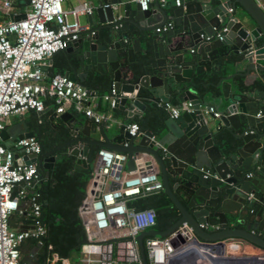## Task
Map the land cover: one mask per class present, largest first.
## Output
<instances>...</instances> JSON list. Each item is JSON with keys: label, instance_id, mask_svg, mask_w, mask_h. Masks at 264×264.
<instances>
[{"label": "water", "instance_id": "1", "mask_svg": "<svg viewBox=\"0 0 264 264\" xmlns=\"http://www.w3.org/2000/svg\"><path fill=\"white\" fill-rule=\"evenodd\" d=\"M182 1L173 9L174 27L163 34L153 33L150 44L146 45L142 44L140 34L133 35L127 43L128 23L119 16L122 0H98L92 5V13L87 14L90 29L64 49L75 50L77 67L64 72L71 79L85 85L94 70L105 75L108 71L112 73L110 87L120 96L113 110L124 109L128 104V115H132L133 107L142 111L140 92L147 93L152 101L164 103L174 91L180 103H190L191 110H183L178 118L165 120L162 134L157 138L165 152L150 140L154 135L150 130L141 127L133 136L126 124H121L110 139L105 122L99 127L104 142L78 136L79 128L70 125L72 138L66 143L68 153L75 157L74 168L86 174L92 172L94 146L127 152V168H133L137 152L153 156L164 192L181 216L166 230H146L138 235L143 264H147L144 236H165L184 222L193 229L192 242L206 249L205 257L193 246L174 255L167 264H264V254L226 255L224 252L228 239H241L264 250V9L257 0ZM27 4L28 0H19L16 5ZM135 4L134 19H146L149 24L148 27L136 24L140 31L153 30L150 23L156 19L161 25L168 21L158 0L153 4L160 10L159 17L154 15L152 3L146 10ZM123 15L127 16L128 11ZM24 17L21 12L12 19ZM101 27L108 28L105 43L98 41L96 30ZM111 30L118 32L116 39ZM217 32L220 37H216ZM135 51H140L138 58ZM242 63H247L246 70L239 74L245 77L252 71L255 82L262 87L255 88L251 95L249 90L237 86L231 89L226 82L228 77L223 75L229 66L238 67ZM42 69L46 72L48 64H43ZM210 73L220 76L217 85L221 93L208 91L200 96L193 79ZM135 91L136 97L132 96L129 101L123 95ZM213 103L222 109L218 116L209 111V108L215 111ZM66 115L70 114L62 113L59 117L65 120ZM22 117L21 114L22 129L14 135L5 126L1 131L2 141L8 137L15 140L21 133L24 137L35 136ZM91 122L90 119L83 122L81 133L85 136L89 135ZM54 160L53 151L29 153L25 157L26 163L37 162L45 170L53 166ZM250 171L251 175L247 176ZM114 186L112 183L111 187ZM250 194L253 197L249 198ZM200 223L218 225L219 230L201 228ZM172 244L177 247L179 242L173 239ZM35 249L44 251L38 245Z\"/></svg>", "mask_w": 264, "mask_h": 264}, {"label": "built area", "instance_id": "2", "mask_svg": "<svg viewBox=\"0 0 264 264\" xmlns=\"http://www.w3.org/2000/svg\"><path fill=\"white\" fill-rule=\"evenodd\" d=\"M18 1L0 0L1 13L8 16L0 20V264H25L21 260L20 244L26 238H39L45 232L40 220V194L36 189L41 177L37 162L26 163L21 156L15 158L18 150L25 156L29 153L40 154V143L35 136H21L13 142L11 148L6 147L1 140L4 119L30 110L36 114L43 113L46 108L45 98L54 101L56 115L71 106L75 112L83 113L96 124L107 119L105 114L97 113L89 107L88 101L93 92L85 85L63 73L47 77L42 69V65L55 53L64 50L80 34L90 29L80 24L79 16L91 14L93 6L79 2L65 9L62 5L64 0H28L22 10L13 11ZM134 1L142 10H146L155 0ZM158 1L163 5L168 2ZM173 1L176 6L182 4V0ZM21 12L25 14L24 18L12 19L13 15ZM173 27L174 23L167 21L155 30L164 32ZM90 33L94 34V31ZM216 37H220L218 32ZM194 51L191 49V52ZM102 97L111 107L120 99L112 86ZM163 104L171 118H178L181 109L191 110L189 102L181 106L169 102ZM209 111H213L215 116L219 115L212 108ZM140 128L137 122L126 125L133 136L139 133ZM150 140L165 152V147L159 145L154 135ZM127 159V152L106 147H100L96 153L86 196L81 205L87 233V240L80 249L84 264H143L138 235L154 229L155 211L149 207L138 209L130 203L164 191V186L151 154L135 153L133 168L125 166ZM112 183L114 187H111ZM251 197L252 194L249 195ZM14 212L27 216L30 226L26 229H12L9 216ZM199 226L212 231L219 230L218 225L200 223ZM194 238L193 229L186 222L165 236H144L147 264H167L177 253L193 247ZM173 239L179 242L177 247L172 244ZM38 246H41V242ZM238 250L239 246L235 243L224 246L226 255H237ZM55 262L54 255L45 260V264Z\"/></svg>", "mask_w": 264, "mask_h": 264}, {"label": "trees", "instance_id": "3", "mask_svg": "<svg viewBox=\"0 0 264 264\" xmlns=\"http://www.w3.org/2000/svg\"><path fill=\"white\" fill-rule=\"evenodd\" d=\"M14 6L19 10L25 7L23 5ZM6 18H8L7 15L1 14L0 19ZM58 54L57 52L53 55L54 62L57 66H62L63 61L57 59ZM54 74L51 72L50 76ZM219 78L220 76L211 73L201 79L194 78V88L200 96L208 91L217 94L220 92V86L217 85ZM232 80L234 86L248 90L249 86L244 83L243 75H235ZM84 84L93 93L102 96L109 89L110 81L107 75L92 74L88 76ZM139 96L146 101L147 108L141 119H133L131 122L139 123L140 127L150 130L156 138H159L169 114L163 103L155 102L158 104H154L147 93L140 92ZM168 102L175 106L182 105L174 91H171ZM44 103L45 107L52 108L39 115L31 110L30 112L35 113L40 121L35 137L40 143L42 152L53 151L55 156L53 166L49 170L43 169L37 163L41 177L37 182L36 189L40 194V220L45 232L39 238H26L19 248L21 251L25 244L32 247L41 242V246L44 247V251L40 255L41 261L54 255L56 257L55 264H71L72 254L80 252L82 244L87 240L81 205L86 196L90 174L74 168L75 157L68 153L66 144L71 139L70 128L61 121L55 122L52 113L55 105L51 98H45ZM117 114L119 111L115 109L114 115ZM99 148L100 146L92 148L93 162ZM130 205L138 209L152 208L155 211L156 220L154 229L160 231L171 227L181 216L178 208L164 191L141 197L132 201Z\"/></svg>", "mask_w": 264, "mask_h": 264}, {"label": "crops", "instance_id": "4", "mask_svg": "<svg viewBox=\"0 0 264 264\" xmlns=\"http://www.w3.org/2000/svg\"><path fill=\"white\" fill-rule=\"evenodd\" d=\"M67 1V5L65 7V9L71 8L75 5H77L79 2H86V3H90L91 5L96 4L98 0H76L77 3L73 4L71 1L66 0ZM257 2L259 3V5L264 9V0H257ZM136 2L134 0H122V3L119 5V11H120V19L123 18L125 22L128 23V33H129V37L126 40L127 43H130L132 41V36H137L140 34V39L142 40V44H144V42L146 43V45H148V43L151 40V36L153 35V33H158V34H163L164 32H157L155 30L156 27L160 26L161 23H159L156 19V21H153L150 23V26L153 27V30H139L137 25L143 26V27H148L149 24L146 23V19L144 20H140L137 21L134 19V14L136 12ZM183 3V1H182ZM153 4V2H152ZM16 5V4H15ZM25 6V5H24ZM23 6V7H24ZM177 7L174 4L173 0H168V2H166L164 5L160 4V8H162L168 15V21H172L173 22V9ZM23 9V8H22ZM20 9V10H22ZM19 9H17L15 6H13V11H18ZM152 10L155 11L156 16H161L160 14V10L158 8V6H152ZM125 11H128V15L124 16L123 13ZM1 12H0V16H1ZM80 16H84V20L83 22H80V24L82 26H89L88 22H87V15L86 14H82ZM69 19L70 16L68 17ZM2 20V19H0ZM97 26H99L97 24ZM98 33V41L101 43H105L104 40V36L107 34L108 28L105 27H101L99 29L96 30ZM112 35L114 36V39L117 38V31L115 30H111ZM149 41V42H148ZM150 44V43H149ZM129 46V45H128ZM190 50V49H189ZM58 56L57 59L62 60L63 61V65L62 66H57L54 62V56H52V58L47 60V64H48V69L45 72L47 77H50L51 72H54L55 74L57 73H63L65 71H72L74 68L77 67V64H75V50L70 51V52H66L65 50H62L60 52H58ZM140 51H135L134 55L136 58L139 57ZM185 57L189 58V54H186ZM74 64V65H73ZM246 64L247 63H242L240 64L238 67H233L232 65L229 66L225 73H223L224 76L228 77V80H226V82H228L231 86V89H233L234 84H233V77L235 75H238L239 73H244L246 70ZM91 74H96V75H101L104 76L105 74H101L99 72H97L96 70L92 71ZM109 77V81L111 84V75L112 73L110 71H108V73L106 74ZM243 75V74H242ZM244 83L249 86L248 88V92L249 95H251L254 91L255 88L261 89L262 87L259 86L254 79V74L252 71H250L249 75H246L244 77ZM110 88V85H109ZM109 91V89L105 92L107 93ZM221 93V92H220ZM123 95L128 97V101L131 100L132 96L136 97V91L135 93L129 94V93H123ZM141 101L144 104V108L143 110H139L136 107L132 108V115H128V104H126L124 106V109L122 108H116L119 111V114H117L116 116L114 115V110L113 107L110 106L109 102L104 100L102 96H99L96 93H93L92 96L90 97L89 101H88V105L89 107H91L95 112L97 113H102L105 114L107 116V119L105 122H107L108 124V129L106 131L108 137L111 139L113 138L117 132H118V128L121 124H129L131 122V120L133 119H141L144 114H145V110L147 108V104L146 101L142 100V98H140ZM220 99H223V95H220ZM151 100V98H150ZM153 102V101H152ZM161 102V101H160ZM154 104H158L155 103V101L153 102ZM152 103V104H153ZM184 105V103H183ZM215 107V110L217 112H220L222 109L221 107H219L216 103L212 104ZM52 107H46L45 111L50 110ZM183 110H187V109H181V112ZM43 112V113H44ZM68 112L70 115H66L65 120L61 119L59 117L60 114L56 115L53 113V117L55 118V122L58 123L59 121L63 122L66 126H70V125H74L77 126L79 128L78 130V136L84 137L86 139H90V140H95V141H101L104 142V138L102 136V134L99 131V127L100 125H104L105 122L100 123V124H96L94 122H91V126H90V132L88 136H85V134L81 133V130L83 129V122L88 119L83 113H77L74 111V109L69 106L66 108V110L63 113ZM180 112V114H181ZM41 113V114H43ZM262 114V112H260ZM62 114V113H61ZM260 114V115H261ZM20 115L21 114H14V115H10L7 118L4 119V127H8L9 129H11V131H14L13 134L15 135L16 133H18L21 129H22V122L20 120ZM23 120L26 124V127L28 130H33L35 131V134L37 133L38 129H39V119L36 116L35 113L27 111L24 112L23 114ZM23 136L22 133L19 134L18 136H16V139L18 137ZM72 138V136H71ZM15 139V140H16ZM14 139L8 137V139L6 141H2L3 145H5L8 148L12 147L13 142L15 141ZM75 144L79 143V142H74ZM73 143V144H74ZM127 143V142H126ZM125 144V143H124ZM128 144V143H127ZM72 145V144H70ZM100 147H104V146H100ZM161 151V150H160ZM16 156H21L22 158L26 157L25 154H23L21 152V150L16 151ZM94 163V162H93ZM126 166V164H125ZM250 173H252L250 171ZM253 197V196H252ZM10 226L12 229H16V230H20V229H26L30 226V219L27 216H24L18 212H14L11 214L10 217ZM40 248V247H39ZM42 254V251H39L37 249H35V246L29 247L27 244H25L22 247L21 250V260L23 263L25 264H45V261H41V257L40 255ZM251 254V253H250ZM23 258H27L25 261L23 260ZM78 264V263H76Z\"/></svg>", "mask_w": 264, "mask_h": 264}, {"label": "rangeland", "instance_id": "5", "mask_svg": "<svg viewBox=\"0 0 264 264\" xmlns=\"http://www.w3.org/2000/svg\"><path fill=\"white\" fill-rule=\"evenodd\" d=\"M71 1L73 4H76L77 1L76 0H69ZM63 7L65 8L67 5V1L64 0L62 3ZM0 12H2V10L0 9ZM71 18V17H70ZM84 20V16H79V21L83 22ZM93 162H92V166H93ZM230 243H235L239 246V250L237 255H262L264 254V250L258 246H255L247 241L241 240V239H228L226 240L227 245H229ZM251 253V254H250ZM83 253L82 252H77L72 254L71 258H70V263L71 264H76V263H80V264H84V260H83Z\"/></svg>", "mask_w": 264, "mask_h": 264}, {"label": "bare ground", "instance_id": "6", "mask_svg": "<svg viewBox=\"0 0 264 264\" xmlns=\"http://www.w3.org/2000/svg\"><path fill=\"white\" fill-rule=\"evenodd\" d=\"M192 246L196 247L197 249H199L200 253L205 257V248H203L202 245L196 244L192 242Z\"/></svg>", "mask_w": 264, "mask_h": 264}]
</instances>
